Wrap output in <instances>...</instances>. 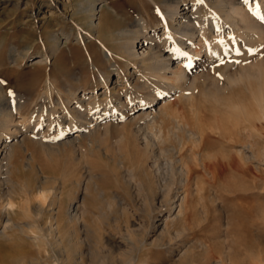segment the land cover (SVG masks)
Here are the masks:
<instances>
[{"label": "rangeland", "instance_id": "1", "mask_svg": "<svg viewBox=\"0 0 264 264\" xmlns=\"http://www.w3.org/2000/svg\"><path fill=\"white\" fill-rule=\"evenodd\" d=\"M158 6L164 9L161 0H0V138L36 122L38 108L52 102L59 107L57 101L68 105L70 92L97 94L102 79H109L106 90L114 102L124 99L123 83L110 81L115 71L134 84L129 93L146 95L139 70L132 72V58L119 48L139 32L138 17L162 29ZM251 49L256 51L248 59L231 53L210 64L202 60V69L191 73L192 85L171 82L181 85L150 108L155 119L140 113L132 120L130 115L100 120L74 144L44 145L22 132L11 139L20 151L9 162L0 159V264H238L233 182L241 175L229 168V156L241 167L246 154H256L248 163L256 182L248 202L256 216L264 214V92L258 94L264 66L252 61L263 59L264 50L257 52L255 44ZM185 59L179 60L183 69ZM252 65L262 76L257 70L251 79ZM238 67L250 71L249 80L244 69L236 73ZM252 92L261 99V110ZM223 98L230 102L221 103ZM3 109L12 112L15 127L2 123ZM247 111L258 120L240 117ZM203 113L217 115L205 126ZM248 129L251 136L242 143L240 135ZM20 139L30 142L27 148L20 147ZM245 140L249 151H241ZM210 159L221 160L227 170L206 173L201 163ZM6 216L11 226L3 230ZM50 223L55 236L49 235ZM259 253L255 245L251 260Z\"/></svg>", "mask_w": 264, "mask_h": 264}, {"label": "bare ground", "instance_id": "2", "mask_svg": "<svg viewBox=\"0 0 264 264\" xmlns=\"http://www.w3.org/2000/svg\"><path fill=\"white\" fill-rule=\"evenodd\" d=\"M161 2L164 6V9L158 6L159 8H157V11L163 18L162 29L161 30L159 29L160 31H158L157 29H155L156 26L154 27V26H151L150 23H147L146 18L138 17L136 23L134 24L139 26V29H138L139 32H135L134 30V34L132 33V38L129 40L126 39L123 43H121V47L119 48L120 51H123L125 58L127 59L132 58L133 61L131 62H133V66H134L132 69V72L136 73L137 70H139L138 77L141 81V85L148 86L149 88V91L146 95H142L140 93H136L132 95L131 93H129L127 91V88H128V85H130L131 83L129 82V80L127 81V79H124V78L122 79L123 77L122 72L115 71L116 72L115 76L113 77L112 80L110 78V81L111 83L113 82L115 84L118 83L119 81L120 83H123L124 87L122 86L121 87L123 89L122 92H124V99L121 100L119 98V99H116L117 100L116 102H114L115 99H113L114 96H113L112 91H108L110 88L106 90V87L108 88V86L110 85L108 83L109 79L108 81L102 79L101 81L103 82V85H104L103 90H100V92H98L97 94L91 93L93 92L92 90L88 92V94L85 91H82L80 93L70 92L72 97H70V99L68 100V105L64 104L63 102L58 103L57 101V104L59 105V107H57L55 103L52 102L50 103L47 109H44V108L36 109L34 111L35 113L33 114V115L37 114L36 122L29 124L28 126L24 127L19 132L20 133L22 132L23 135H27L35 142L42 143L44 145L45 144L49 145L50 144L49 142L57 143V145L58 143L65 145V144H71V143L74 144L76 143L77 140H80V138L83 136L87 137L88 132H89L88 127L92 126V124L100 120L105 121L109 118L117 119V118L123 117L124 115H130V118L132 120V119H135L140 113H142L144 116L148 115L147 118L151 117L152 119L154 117L155 119L156 116L152 114V111L150 108H152V106H154V104L158 101V99L163 97L165 93L168 94L171 91H175L178 88V86L181 85L180 84L178 86L177 85L175 86L174 84L173 86L171 82L174 81L176 83H183V84L185 83L184 85H186V82L188 81L187 84L189 83L190 85H192L193 76H191V73L195 70L202 69L201 66L204 64L202 60L208 61L210 64V62L212 61L217 62L220 58L228 57L231 53H233L234 56L236 55L238 56L237 50L239 51L240 58L241 57L247 58V56H249L250 58L251 54L249 53L248 50L251 49L253 44L258 45L257 52L258 51L261 52V50H264L263 49L264 48V0H161ZM202 4H204L203 7L205 6L206 7L202 8L201 7ZM92 7L93 8L91 9V11H93L94 5ZM91 26H92L91 30L94 32H97V24L94 22H91ZM175 32H177L178 34H175ZM230 39L232 40L233 45H230L231 42L229 44ZM55 42H57V40ZM186 42H187L186 46L185 45H184L185 47L182 46ZM52 47L55 48L56 45L54 44L52 45ZM186 47L187 49H185ZM201 50L202 52L200 53ZM182 58H186L184 60L185 62H183L184 63L183 65L185 67L184 69L182 68L181 63L179 62V60ZM198 58H200V60H198ZM252 61L254 62L253 64H255V62L256 64L259 62L261 65L264 66V58L263 59L257 58L256 61L254 60ZM249 63H252V62H249ZM261 65H259L260 67L258 68H261ZM242 66H243V63H242ZM254 66L252 65L253 69L247 66V68L249 67V70L252 72L251 79L254 78L252 77L253 73L256 74L257 70H258L257 75L262 76L261 72H259V69H257ZM244 67H246V65ZM244 67L243 68L238 67V69H236V73L238 72L239 69L241 71L242 69L245 70ZM254 68L256 69L255 71H253ZM113 69L115 70V67ZM246 71L247 70H245L244 75L245 77L248 75L246 77L247 79L249 77L250 71L249 73H246ZM123 72L125 73V71ZM262 72H263V69H262ZM230 75L229 77H231ZM232 76L234 77L235 75H232ZM255 77H256L255 78L256 80L260 78V77L257 78V76ZM190 79L192 80L191 82L192 84L189 82ZM258 81H260V79ZM261 81L263 80L261 79ZM131 85H134V84H131ZM139 87H142V86L139 85ZM124 88H125V91H124ZM114 91H117L116 87ZM259 92L260 93L264 92V83H262L261 86L259 87L258 94ZM118 93L120 92L118 91ZM255 94L256 93H253V97H257V98H256L254 106L257 109H259V107L262 109L263 104L260 106L261 99L259 100L258 98L259 96H255ZM244 96L247 97V95L245 94ZM262 98L264 99V93H263ZM224 99L225 98L222 99L223 101L221 100L222 101L221 103L224 102L225 104V102L227 103L230 102L226 100L224 101ZM233 104L232 106H229V107H232L233 110H235L234 108L236 106H234ZM236 104L238 105L240 104V102ZM229 105H231V103H229ZM245 106H247V104ZM245 106L243 107L244 110L245 108H247ZM148 107L149 109H147ZM205 107H206V104H205ZM225 107L228 108L227 106ZM240 109L243 110L242 108ZM201 111H200V115H201ZM247 112L246 113L248 115L247 114L243 116L240 115V117L245 119V116H246L247 121L251 123V120H252L251 118L253 117L250 116L249 111ZM263 112H264V109H263ZM11 113L12 112H9L8 110H6L2 114V123L7 127L10 126V124H11V127L12 126L15 127V125H13L14 123H12L14 119H13V114ZM211 113H213V111ZM227 114L230 115V113H227ZM215 115L217 114H214V117L212 118L208 114L206 115V113H203L200 119L201 120L200 123L205 122L204 124L205 126L207 125V123L210 124L212 119H215ZM237 117L239 118L238 115ZM226 119L225 120L223 119V121L225 122L224 124L228 123V122L226 123ZM262 119L264 120V113H263ZM229 120L232 122L231 119ZM256 120H258V118ZM196 121L198 120L196 119ZM238 124H239V121H238ZM236 125L235 126L233 125L235 129H236ZM16 127H17V124H16ZM240 128H242V126ZM245 128L247 129V127ZM240 131H243V128ZM244 131L246 132V130ZM248 131L249 129L247 130V132ZM72 132H74V134ZM136 132L138 133L142 141L145 142L144 140L145 135L144 136L141 135L139 128L136 130ZM243 132L241 133L242 135H240L242 136V143H243V139H245L243 137L246 136V139H248L249 138L248 135L251 136L249 132L246 133V135H244ZM20 133L17 132V134H15L13 137H8L4 139L0 138V159L2 160L6 159L7 162H9V160L12 157H14L15 154L18 153L17 151L18 150L20 151L19 147L14 145V141L13 142L11 141V139L13 138H15L16 140ZM202 134H205V131L204 132L202 131ZM222 134L224 135L223 132ZM230 134L233 136L232 132ZM235 134H238V133H235ZM235 134L233 138L235 139L238 138L240 140L239 137H235ZM56 137H61V139H56ZM202 138H205L206 141L210 140V138L205 135L204 137L202 136ZM225 138L230 139L229 137H225ZM245 142H247V140H245ZM19 143H20V147L22 146L23 148H27L28 143L30 142L29 141L25 142L22 139H20ZM248 143L249 142H247V144H244V145L242 144L243 146L241 145L242 147L241 151L250 150L249 149L250 145ZM54 146L55 145H53V147ZM261 151L259 155L261 154L262 156V153L264 150L262 152ZM251 154L250 155L246 154L243 157L244 155L243 153L242 157H243V161L245 164L244 166H241V167L238 166V164L235 162L232 156H229V158L231 159L228 161L229 168H233L231 169L233 171L235 169V171H238L241 175V176L239 175L240 177L237 183H235L236 181L233 182L235 184L234 185L235 186L234 198L236 200L235 201L236 205L234 208L235 223L233 225V232L235 234V236H233L235 237V239L233 240L235 241V243L233 244H236V246L234 248V254H233L235 256V259L233 258V260L235 262L237 261L238 264H264V214L261 215L260 217L256 216L253 206L250 204V202H248V200L250 199L249 191H251L252 188L256 185L255 179L253 178L254 176H251L252 174L250 173L251 167L250 168L248 167L249 165L248 163L252 160V158L256 157V154H254V156ZM6 164L8 163L5 162V165ZM26 164H27L26 166H29L28 163ZM201 165H202L203 170L206 173L207 172L221 173L227 170L225 163H223L221 160H216V159L215 160L210 159L207 162L206 160H204V162H202ZM8 169L5 170L4 172L5 174L8 172L7 171ZM76 208H77L76 206L75 207L71 206L70 211L71 210L74 211L76 210ZM40 209L41 207L35 208L37 212H40ZM259 218L263 220H259ZM4 220L5 221L2 225V229L6 227L8 228V226L11 223L8 217ZM47 228H49V230H52L51 231L52 233L49 234V235H52L54 232L52 224L50 223ZM3 232L0 231V233H3ZM255 245L259 246L260 253L257 255V259L252 261L251 260V250L253 249V247H255Z\"/></svg>", "mask_w": 264, "mask_h": 264}, {"label": "snow or ice", "instance_id": "3", "mask_svg": "<svg viewBox=\"0 0 264 264\" xmlns=\"http://www.w3.org/2000/svg\"><path fill=\"white\" fill-rule=\"evenodd\" d=\"M248 51H249V53H254L255 50H254V49H249ZM237 52H238V54H239V51H238V50H237ZM221 63H224V61L221 60ZM235 63H236V64H239L240 61H239V60H236ZM217 74L219 75V73H217ZM56 139H61V137H56Z\"/></svg>", "mask_w": 264, "mask_h": 264}]
</instances>
